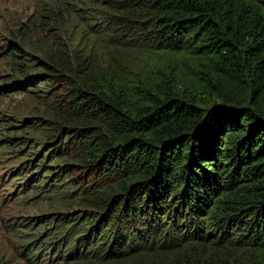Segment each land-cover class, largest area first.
Returning <instances> with one entry per match:
<instances>
[{"label": "trees", "instance_id": "16d2710c", "mask_svg": "<svg viewBox=\"0 0 264 264\" xmlns=\"http://www.w3.org/2000/svg\"><path fill=\"white\" fill-rule=\"evenodd\" d=\"M98 1L97 38L111 54L59 48L27 81L43 78L48 121L34 129L80 197L78 212L28 227L21 255L30 264H264V0ZM140 52L185 55L191 80L147 75L131 60Z\"/></svg>", "mask_w": 264, "mask_h": 264}, {"label": "rangeland", "instance_id": "374dc122", "mask_svg": "<svg viewBox=\"0 0 264 264\" xmlns=\"http://www.w3.org/2000/svg\"><path fill=\"white\" fill-rule=\"evenodd\" d=\"M100 4L98 0H0V260L8 264H30L21 255L20 244L30 232L28 227L31 232L43 229L39 217L79 211V187L68 180L67 170L56 169L64 158H53L54 154L52 160L46 158L47 150L41 144L44 137L34 129L48 121V105L40 97L45 83L43 78L36 83L27 81L43 71L47 57L53 58L59 48L84 51L82 55L111 54L97 38L102 35L97 32L104 29L98 18ZM8 45L16 47L18 65L14 68L8 64ZM131 60L147 75L161 70L191 80L194 62L185 55L140 52ZM23 81L31 86L16 90L14 85ZM199 96L201 103L211 102L205 92ZM22 166L29 170L18 176ZM47 170L58 175L45 174ZM48 183L59 186L47 191Z\"/></svg>", "mask_w": 264, "mask_h": 264}]
</instances>
